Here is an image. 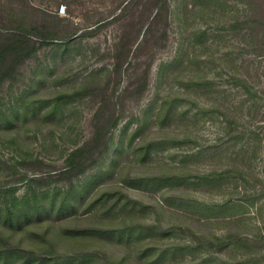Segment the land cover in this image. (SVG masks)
I'll list each match as a JSON object with an SVG mask.
<instances>
[{"label": "rangeland", "instance_id": "rangeland-1", "mask_svg": "<svg viewBox=\"0 0 264 264\" xmlns=\"http://www.w3.org/2000/svg\"><path fill=\"white\" fill-rule=\"evenodd\" d=\"M166 4L0 0V38L45 25L62 42L0 88V185L15 164L54 198L24 246L47 253L46 232L98 264H264V0ZM103 118L111 149L58 213L66 157Z\"/></svg>", "mask_w": 264, "mask_h": 264}, {"label": "trees", "instance_id": "trees-1", "mask_svg": "<svg viewBox=\"0 0 264 264\" xmlns=\"http://www.w3.org/2000/svg\"><path fill=\"white\" fill-rule=\"evenodd\" d=\"M162 1L166 6V0ZM19 29L17 31H7L0 38V88L7 80H16L20 66L35 55L40 46L55 42V33L47 29L45 25L27 27L23 24ZM65 37L68 39L67 37L70 38L71 35H65ZM38 40L40 41L38 42ZM61 43L54 44L60 45ZM68 44L64 42V45ZM62 98L64 97L58 98V101ZM104 113L106 111L101 112V115ZM112 115L116 116L115 112ZM110 124L115 125V123L103 118L101 127L94 130L89 139L81 146L72 149L67 155L66 163L68 167L61 171V175L68 174L66 180L70 184L62 196L58 213H62L69 205L68 203L73 202L71 193L75 188L74 179L79 178L87 169L99 162L97 154L104 155L111 149L109 143L111 141V137H109L111 131L107 129V125ZM10 168L15 176V178L13 177V183L10 185L1 183L0 185V264H98L95 262L96 258L93 257L94 253L84 255L82 253L76 258H72V256L62 258L61 255H58L54 243L47 238L46 232L39 236H43L44 241L50 244L46 248L47 253H39V251L23 245L21 235H23L24 226L28 227L29 224L40 223L48 218L53 212L51 205L54 204V198H52L50 205L49 203L46 205V200L41 195L43 197L47 196V191H42L39 194L37 186L44 184L45 179L39 181L36 176L21 172L15 164H11ZM22 184H25L27 189L20 195L17 192ZM26 230H29V228ZM109 232L111 230H108V234ZM32 233L38 235V232L32 231ZM215 239L221 243L220 248H227L234 241L231 234L216 236ZM113 264H119V262Z\"/></svg>", "mask_w": 264, "mask_h": 264}, {"label": "built area", "instance_id": "built-area-1", "mask_svg": "<svg viewBox=\"0 0 264 264\" xmlns=\"http://www.w3.org/2000/svg\"><path fill=\"white\" fill-rule=\"evenodd\" d=\"M65 9H66V6L65 5H61L60 12L61 13H64L65 12Z\"/></svg>", "mask_w": 264, "mask_h": 264}]
</instances>
